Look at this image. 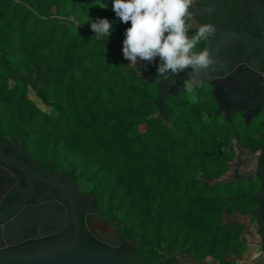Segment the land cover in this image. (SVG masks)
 Instances as JSON below:
<instances>
[{"label":"trees","instance_id":"obj_1","mask_svg":"<svg viewBox=\"0 0 264 264\" xmlns=\"http://www.w3.org/2000/svg\"><path fill=\"white\" fill-rule=\"evenodd\" d=\"M102 2L0 0V138L87 183L96 216L114 221L138 259L164 251L231 264L245 244L241 225L222 217L244 212L252 192L212 181L232 138L241 142L236 122L221 119L207 85L190 99L184 84L165 92L157 68L145 79L119 53L130 23ZM103 18L111 34L97 39L90 23Z\"/></svg>","mask_w":264,"mask_h":264},{"label":"flooded vegetation","instance_id":"obj_2","mask_svg":"<svg viewBox=\"0 0 264 264\" xmlns=\"http://www.w3.org/2000/svg\"><path fill=\"white\" fill-rule=\"evenodd\" d=\"M192 11L198 23H211L216 28V34L204 42L203 48L211 51L216 61L213 65L215 71L211 72V78L202 77L198 85H207L210 91L213 84L217 85L226 79L225 92L231 93L235 89L239 92L234 104L229 105V118L226 119L224 113H221L222 120L234 119L241 140L235 136L232 138L234 152L226 161V171L233 174L237 170L239 175L249 179L248 182L242 180L235 183L250 188V200L253 203L244 212L232 213L238 216L235 223L241 225L240 240L245 248L232 254L229 260H232L231 264H264V47L258 48L232 40V44H228L221 55L217 56L215 52L216 41L223 36L218 30V18H221L225 30L229 28L255 38L260 37L259 21L264 28V0H195ZM190 72L191 69H188L169 81L160 80L163 90L166 92L168 88L183 86ZM247 95H250L251 101L247 100ZM222 111H225V106H222ZM252 134L257 139L244 144ZM20 149L0 138V152L17 154V158L32 171L43 172L44 177H54L69 187L77 205L80 242L86 249L132 258L122 242L117 244L111 230L103 231L91 197L81 193L72 180L48 170L24 152L19 153ZM228 163H231L230 167ZM25 185L26 176L21 171L0 162V212L21 196L20 189ZM69 215L70 206L64 192L35 178L25 203L9 218L0 222V257L62 243L72 231ZM177 260L170 264H177ZM199 262L220 264L217 261Z\"/></svg>","mask_w":264,"mask_h":264},{"label":"clouds","instance_id":"obj_3","mask_svg":"<svg viewBox=\"0 0 264 264\" xmlns=\"http://www.w3.org/2000/svg\"><path fill=\"white\" fill-rule=\"evenodd\" d=\"M194 4L195 0H112L119 20L131 25L124 33L123 57L135 67L138 61L151 64L159 58L157 78L162 81L191 69L183 81L189 91L202 77L211 78L216 61L209 49L197 51V46L213 37L216 28L194 19ZM90 26L97 39L111 34L112 24L106 18L92 21Z\"/></svg>","mask_w":264,"mask_h":264},{"label":"water","instance_id":"obj_4","mask_svg":"<svg viewBox=\"0 0 264 264\" xmlns=\"http://www.w3.org/2000/svg\"><path fill=\"white\" fill-rule=\"evenodd\" d=\"M221 8V3L219 5ZM221 18H218V30L222 32L223 36L218 38L215 44L216 55H221V52L225 50L228 44H232V40H239L243 44L250 46H257L258 48L264 47V28L259 21L261 34L260 37H253L250 34L244 32H235L227 28H223L221 24ZM226 79H223L219 84H213L210 93L215 98L217 103V112L225 115V118H229V105L234 104L236 95L239 94L235 89L231 93L225 92ZM247 100H250V95H247ZM222 106H225V111H222ZM237 144L235 149H237ZM23 152L21 149L19 153ZM0 162L10 165L26 176V185L21 188V196L13 202L11 205H7L3 211L0 212V222L9 218L14 214L26 201L32 186L33 181L37 178L40 181L54 185L60 188L66 198L68 199L70 206V222L72 225V231L62 243L51 246L36 249L34 251L26 253L9 254L0 257V264H157L147 263L139 260L134 254H129L132 258L115 256L111 253L95 252L86 249L80 242V223L77 215V205L75 204L74 197L71 195L69 187H66L61 182L57 181L54 177H44L43 172L32 171L24 162L20 161L15 155H7L0 152ZM231 163H228V167ZM249 181L245 176H241L237 173V170L233 174L226 171L220 177L214 179L213 183H225L226 181ZM112 234L115 237L117 244L121 242L118 230H114ZM177 264H202L199 261L189 259L187 257H180L177 260Z\"/></svg>","mask_w":264,"mask_h":264},{"label":"rangeland","instance_id":"obj_5","mask_svg":"<svg viewBox=\"0 0 264 264\" xmlns=\"http://www.w3.org/2000/svg\"><path fill=\"white\" fill-rule=\"evenodd\" d=\"M122 48H123V44L121 45V47L119 49V53L123 56ZM127 61L130 63L129 60H127ZM158 65H159V58H157L156 61L153 62V63H151V64L148 63V62H146V61H138L136 68L139 70V73L141 75H143V77L145 79H148L149 76H150L151 70L153 68L157 67ZM188 95H189V98L190 99H193L194 98V93L192 91H189L188 92ZM76 186H77V189L81 193H84L85 195L89 196L88 195L89 185L87 183L78 182L76 184ZM236 187H238V183H237ZM98 221L101 222L100 223V226L102 227L103 231H109V230H111L113 232L114 230H117V228H116V226L114 224V221L112 219H109V218H99L98 217ZM231 221H232V219H231ZM224 222H226V220H224L223 217H222V223L224 224ZM120 240L122 242L121 237H120ZM128 242L131 243V244H134L135 240L129 238L128 239ZM160 253H162V254L164 253V257L161 258V259H159V260L154 261L153 263H157V264H160L161 263L162 264V263H165L166 262V259H168V258L174 257V258L178 259V258L182 257V255L176 254V253L173 254V255L166 254V252H164V251H160ZM206 261H213L214 262V260H209V259L206 260Z\"/></svg>","mask_w":264,"mask_h":264},{"label":"crops","instance_id":"obj_6","mask_svg":"<svg viewBox=\"0 0 264 264\" xmlns=\"http://www.w3.org/2000/svg\"><path fill=\"white\" fill-rule=\"evenodd\" d=\"M223 219L226 220V222H224V224H228V223H232L235 222L238 219L237 214H228L227 212H225L223 214ZM232 219V221H231Z\"/></svg>","mask_w":264,"mask_h":264}]
</instances>
